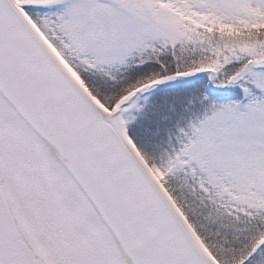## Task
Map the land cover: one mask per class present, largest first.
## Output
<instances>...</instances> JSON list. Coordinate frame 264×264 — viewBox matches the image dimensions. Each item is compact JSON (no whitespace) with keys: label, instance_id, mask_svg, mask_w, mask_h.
<instances>
[{"label":"snow or ice","instance_id":"snow-or-ice-1","mask_svg":"<svg viewBox=\"0 0 264 264\" xmlns=\"http://www.w3.org/2000/svg\"><path fill=\"white\" fill-rule=\"evenodd\" d=\"M0 264H264V0H0Z\"/></svg>","mask_w":264,"mask_h":264}]
</instances>
